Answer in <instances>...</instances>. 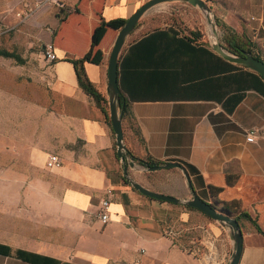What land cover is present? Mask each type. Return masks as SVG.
<instances>
[{
    "label": "crops",
    "instance_id": "crops-1",
    "mask_svg": "<svg viewBox=\"0 0 264 264\" xmlns=\"http://www.w3.org/2000/svg\"><path fill=\"white\" fill-rule=\"evenodd\" d=\"M145 1L47 0L38 8L43 0H0V49L23 59L0 55L1 244L71 264H227L234 240L225 224L130 185L107 105L82 89L71 61L90 50L100 22L128 18ZM30 9L25 20L17 15ZM249 9L246 31L236 35L264 60V0H250ZM197 31L164 23L136 30L121 50L124 144L136 161L129 175L179 198L193 189L209 203L235 201L232 215L248 212L264 231V77L217 54ZM118 32L109 27L95 47L101 64L84 63L106 99ZM48 42L54 62L43 55ZM51 154L59 166H47ZM143 160L178 162L191 181L177 167L142 169ZM209 185L221 190L213 197ZM104 198L107 223L97 216ZM239 222L238 264H264V234L249 218ZM0 264L36 263L0 253Z\"/></svg>",
    "mask_w": 264,
    "mask_h": 264
},
{
    "label": "water",
    "instance_id": "water-1",
    "mask_svg": "<svg viewBox=\"0 0 264 264\" xmlns=\"http://www.w3.org/2000/svg\"><path fill=\"white\" fill-rule=\"evenodd\" d=\"M164 1H176V0H147L145 1L135 13L129 16L125 24L119 29L117 37L115 39L113 48H111L109 54V61L107 64V91H108V103H109V118L113 126V132L116 136L117 142V155L121 159L123 164L124 174L130 183V185L143 193L144 195L159 199L160 201H167L176 203L183 206H190L193 209L200 210L201 212L208 215L211 219L219 221L225 224L231 233L234 240V248L232 254L227 262V264H238L242 255V250L244 248V238L243 230L241 224L236 216L230 213H225L223 210H219L209 201L203 199L198 193L192 189V195L186 198H179L176 195L160 193V191L151 190L144 187L141 183L133 180L129 175L128 169L131 166L129 164L128 154L126 153V145L124 144V134L122 117L125 113V101L122 98L121 90L118 85V64L122 48L125 45L127 36L135 30L140 18L149 10L154 8L161 2ZM184 2L190 3L192 5L198 6L205 16V21L209 26L210 31L214 33L213 38L209 36L206 42L214 49V51L225 59L230 60V62L245 65L246 67L260 73L264 77V60L253 54L252 51H247L243 49L239 54L233 53L228 47H226L220 39V33L217 29V25L214 21L213 12L211 7L204 0H183ZM146 166V165H145ZM170 167H177L183 172L187 178V182L190 183L191 178L186 170V168L178 162H168L165 164H157L152 166H146L147 171H153L156 169H165Z\"/></svg>",
    "mask_w": 264,
    "mask_h": 264
},
{
    "label": "rangeland",
    "instance_id": "rangeland-1",
    "mask_svg": "<svg viewBox=\"0 0 264 264\" xmlns=\"http://www.w3.org/2000/svg\"><path fill=\"white\" fill-rule=\"evenodd\" d=\"M204 1H206V3L211 7L214 21L217 25L219 33L221 34L220 39L226 47H228L225 41V36L227 34L234 35L238 33L240 35H244L246 31V22L250 18V0ZM164 23L181 26L185 25V27L192 26L195 27L200 33H202V36L205 39H209V36L213 38L212 32L210 31L209 26L205 21V16L199 9V7L184 2L183 0H176L161 2L154 8L146 12L140 18L135 30L127 36L125 44L132 36L135 35L136 30H145L148 28L151 29ZM106 105L108 108V112L110 113L108 100ZM213 202L211 203H213L217 209L221 210V204L215 203V201ZM191 235L194 236L195 239L197 238L195 234L191 233ZM191 239L192 238L188 237L183 238L186 245H189ZM200 254H203L202 249H200Z\"/></svg>",
    "mask_w": 264,
    "mask_h": 264
},
{
    "label": "trees",
    "instance_id": "trees-1",
    "mask_svg": "<svg viewBox=\"0 0 264 264\" xmlns=\"http://www.w3.org/2000/svg\"><path fill=\"white\" fill-rule=\"evenodd\" d=\"M126 20L127 18L116 17L108 21L100 22L99 25L95 28V31H93L92 47L90 48V50L84 56L71 60L77 72L79 78L78 82L80 86L85 92L93 95V97L96 99V101L100 106H103L102 103H107V99L98 91V89L88 78L84 69V63H86L87 61L95 62L99 64L102 63V59H103L102 52L100 51L99 48L96 49L95 47H97L99 42H101L105 32L108 30L109 27L116 28L118 30L125 24ZM225 41L226 44L228 45V48L233 53L239 54L243 49L253 52L252 43L247 38L238 37V35L236 34L234 35L227 34L225 36ZM0 55L5 57H13L18 61V63H22L23 61V59L15 51L0 49ZM105 111H106V115L108 116V110L105 109ZM141 163L145 164L146 166H152V165L160 164L161 162L155 160H148V161L143 160ZM209 189L213 197L217 195L218 192L221 190V188L219 187H214L210 185H209ZM213 203H211V205L216 207ZM215 203L221 204V210L225 211V213L232 214L239 212L240 210L239 204L235 201H231V202L215 201ZM186 207L193 208L190 206H186ZM250 216L251 215L248 212H240L238 215H236L238 220L243 217L249 218L256 225L257 229L264 234V231L259 227L257 221L255 219H252ZM0 253L12 254L15 255L17 258L36 264H71L67 262L62 263L60 262V260L55 259L53 257L44 256L43 254H39V253L29 252L28 250H24V249L13 250L11 246L1 243H0Z\"/></svg>",
    "mask_w": 264,
    "mask_h": 264
},
{
    "label": "built area",
    "instance_id": "built-area-1",
    "mask_svg": "<svg viewBox=\"0 0 264 264\" xmlns=\"http://www.w3.org/2000/svg\"><path fill=\"white\" fill-rule=\"evenodd\" d=\"M47 0H43V2H41L37 7H41ZM34 12V9H30L27 12H23V13H17V15L25 20L26 18H28L31 13ZM2 30H0V34ZM9 31V29L4 30L3 32ZM43 55L50 60V62H54L55 60H57L58 56L55 52L54 49V44L51 42H48L45 44V46L43 47ZM255 134H256V130H249L246 134V140L248 142H252L255 140ZM128 159H129V164L132 165L133 163H136L135 160H133L131 157H129L128 155ZM60 158L57 154H51L49 157V160L47 161V166L48 167H53V166H59L60 165ZM139 166L142 169L146 170V166L143 163H139ZM109 205H110V199L109 198H104L100 201L99 204V210H97V216L98 218L103 222V223H107L109 220ZM195 252L200 253V249H193ZM208 250V248H207ZM209 252V250H208ZM207 252V253H208ZM206 251L204 252V256Z\"/></svg>",
    "mask_w": 264,
    "mask_h": 264
},
{
    "label": "bare ground",
    "instance_id": "bare-ground-1",
    "mask_svg": "<svg viewBox=\"0 0 264 264\" xmlns=\"http://www.w3.org/2000/svg\"><path fill=\"white\" fill-rule=\"evenodd\" d=\"M212 32V31H211ZM212 35H214V33L212 32Z\"/></svg>",
    "mask_w": 264,
    "mask_h": 264
}]
</instances>
